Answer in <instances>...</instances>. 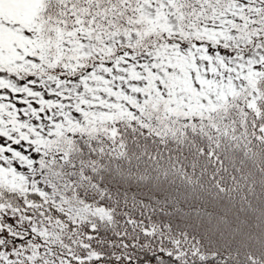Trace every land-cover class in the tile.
<instances>
[{
	"label": "snow or ice",
	"instance_id": "6c2138e0",
	"mask_svg": "<svg viewBox=\"0 0 264 264\" xmlns=\"http://www.w3.org/2000/svg\"><path fill=\"white\" fill-rule=\"evenodd\" d=\"M0 264H264V0H0Z\"/></svg>",
	"mask_w": 264,
	"mask_h": 264
}]
</instances>
